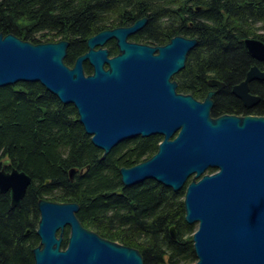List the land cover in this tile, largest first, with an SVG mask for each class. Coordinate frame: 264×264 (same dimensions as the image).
<instances>
[{"label":"trees","instance_id":"1","mask_svg":"<svg viewBox=\"0 0 264 264\" xmlns=\"http://www.w3.org/2000/svg\"><path fill=\"white\" fill-rule=\"evenodd\" d=\"M200 7V9H197ZM146 17L130 39L163 45L174 36L197 38L185 67L174 75L177 90L204 100L210 78L226 83L213 96L211 114L264 115V81L250 83L260 102L246 107L232 91L251 66L264 69L245 43L264 42V0H0V34L32 43L68 40L66 64L74 66L98 32L129 26ZM119 53L115 39L105 45ZM86 74L93 72L89 62ZM162 135L124 140L108 154L92 141L73 104L62 102L40 82L0 86V161L31 176L20 208L0 191V264H35L40 243L38 201L77 202L82 224L101 236L137 248L144 264H193L196 224L185 219V191L147 179L127 186L120 169L152 157ZM78 168L73 180L71 168ZM216 171L210 168L209 172ZM174 225L177 239L170 227ZM31 232L26 234L27 229ZM68 241L64 238L62 247Z\"/></svg>","mask_w":264,"mask_h":264},{"label":"water","instance_id":"2","mask_svg":"<svg viewBox=\"0 0 264 264\" xmlns=\"http://www.w3.org/2000/svg\"><path fill=\"white\" fill-rule=\"evenodd\" d=\"M146 23L143 17L91 36L88 51L74 66L64 61L68 40L36 44L0 34V86L42 83L76 107L105 155L124 140L162 135L152 157L120 169L122 182L130 186L155 179L175 191L186 188L185 219L198 224L193 264H264V115L212 116L213 96L226 86L216 78L209 79L213 89L204 100L178 92V82L171 78L185 67L198 40L177 35L163 45L130 41ZM113 39L119 53L111 56L105 45ZM245 43L254 58L264 61L261 39L248 37ZM86 62L93 67L88 75ZM254 80L264 81V69L257 64L232 88L248 108L260 102L250 90ZM10 162L0 161V191L10 192L11 206L20 208L32 179L15 167L8 170ZM210 168L216 171L210 173ZM77 171L69 170L71 180ZM38 208L35 264H144L137 248L85 227L76 215L79 203L40 199ZM66 226L71 234L63 248ZM170 233L177 239L174 225Z\"/></svg>","mask_w":264,"mask_h":264},{"label":"rangeland","instance_id":"3","mask_svg":"<svg viewBox=\"0 0 264 264\" xmlns=\"http://www.w3.org/2000/svg\"><path fill=\"white\" fill-rule=\"evenodd\" d=\"M171 79H172V80H176V79L174 78V75H173V77H172ZM208 172H209V170H208ZM192 179H194V175L191 176V177L189 178V181L192 180ZM189 181H188V182H189ZM188 182H187V183H188ZM68 227H70V226H66V227H65V230H64V232H63V237H64V238L67 237V229H68ZM196 227H198V224H196ZM196 229H197V228H196ZM59 235H60V231H58V236H59ZM113 241H114V240H113ZM116 242H118V241H116ZM118 243H119V242H118ZM39 244H40V243H39ZM39 244H38V245H39Z\"/></svg>","mask_w":264,"mask_h":264},{"label":"flooded vegetation","instance_id":"4","mask_svg":"<svg viewBox=\"0 0 264 264\" xmlns=\"http://www.w3.org/2000/svg\"><path fill=\"white\" fill-rule=\"evenodd\" d=\"M129 40L130 41H134V42H139V43H145V42H141V41H136V40H132V39H130L129 38ZM5 193H7V192H5ZM9 194H10V192H9ZM11 196V195H10ZM92 230V229H91ZM94 231V230H93ZM96 232V231H95ZM70 234H71V228L70 227H68V229H67V237L65 238L67 241H69V237H70ZM100 235V234H99ZM103 237V236H102ZM105 238V237H104ZM108 239V238H107ZM68 244V243H67Z\"/></svg>","mask_w":264,"mask_h":264}]
</instances>
